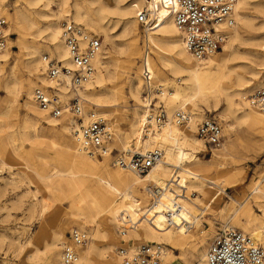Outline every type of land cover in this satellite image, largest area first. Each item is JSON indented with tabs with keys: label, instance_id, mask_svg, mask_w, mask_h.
<instances>
[{
	"label": "bare ground",
	"instance_id": "1",
	"mask_svg": "<svg viewBox=\"0 0 264 264\" xmlns=\"http://www.w3.org/2000/svg\"><path fill=\"white\" fill-rule=\"evenodd\" d=\"M37 1L30 0L34 4L38 3ZM57 1L59 11L50 7L55 0H48L46 4L49 5L50 13L36 9L39 15L48 19V22L43 24L20 8L16 9L11 17V13L0 4V15L5 14L11 19L9 25L7 21L6 39L11 30L23 36V40L19 43L27 50L26 70L30 75H36L40 79L34 81L30 78H18L23 76H18L13 65L8 74H4V78L0 80V87L8 90L11 97L5 103V110L4 108L0 110V133L10 131L14 125L20 123L23 140L34 141V136L36 138L43 136L41 130L47 123L53 129L60 128L63 132L72 135V126L78 125L72 111L65 109L62 115L56 116L51 113L50 107H43L34 98L36 87L55 85V80L46 74L44 55L48 53L69 61L68 47L62 37L61 18L71 21L68 17L71 15L75 20L82 21L91 29L101 32L110 44V48L106 49L102 42L101 51L92 60L95 67L93 76L82 87L71 88L68 74L60 77L62 81L57 83L59 96L63 102L77 97L85 121L91 119V116L98 115L93 111L90 116L87 106L84 109L86 99L101 107L103 114L110 110L122 114L127 111L126 103L129 96L137 102L135 105H141L143 112L134 108L132 117L129 118V129L121 140L122 150L145 152L160 147L164 150V156L144 173L122 167L114 162V165L121 168L110 172L103 162L109 157L110 152L101 156L92 155L83 147L75 134L73 137L75 136L76 148L68 139L57 140L60 136H58L59 132H55L48 146L52 151L64 155L68 168L60 169L54 166L50 169V175H44L33 166L26 167L29 180L37 183L32 195L38 197V193L46 188L50 192L49 196L42 195L43 198L39 199L41 215L57 207L63 197L62 194L66 192L72 194L77 208L72 212V220L81 228L88 226L92 236L90 244H86L90 240L89 234L86 245H75L78 257L73 264H121V257L115 248L116 243L112 241L111 226L114 224L119 235L123 237L119 229L123 215L128 217L130 222L137 223L128 230L124 239L160 244L164 264H173L179 258L173 249L196 251L199 256L198 264H209L208 250L206 251L203 243L206 234L203 232L191 239L185 226L200 224V209L207 204H213L222 193H227V185H235L236 181H239V179L232 180L229 174H226L223 175V182H220L219 175H213L214 170L224 169L220 158L235 146L243 144L244 137L240 131H237V126H244V130L251 134L258 132L260 139L263 140V144H258L259 148L264 146V110L250 102V95L257 89L254 91V88L264 83V43H255V49L245 53L246 62L231 64L235 59L242 57V52L235 47V42L241 36L238 23L251 26L252 20L246 12L247 8L253 5L264 7V2L238 0L234 13L236 24L229 29L226 44L224 43L219 49L221 52L218 50L209 56L198 58L187 49L172 15L166 10L160 11L161 21L157 28L144 31L143 49L140 48L137 35V10L134 2L142 0H89L90 3L96 4L94 12L84 1L75 0L72 10L69 9L71 0ZM109 16L122 20L120 32L122 39L119 44L114 40L110 25L112 20ZM88 27L86 29H89ZM35 35L40 40L38 45H29L27 38ZM52 46L56 52L52 50ZM146 46L149 49L148 65L153 77L161 80L167 77L166 72L169 71L176 76L177 81L173 82L174 85L165 82L172 89L156 84L160 87V92L155 96L159 101L168 104V111L166 109L168 118L161 126L152 123L151 128L145 133L144 123L148 115V104L141 96L142 83H144L141 76V59L145 54ZM11 47L12 41L6 40L5 47L0 51V67L3 72L11 59ZM154 48L159 50L158 63L154 62L152 56ZM42 50L45 52L38 56ZM138 57L140 58L139 74L133 76L132 69ZM247 68L250 69L251 76L246 75ZM122 78H126V84L118 83ZM21 93L26 95L25 107L29 110V114L32 113L34 116L26 113L19 119L16 103ZM105 107L110 109H104ZM221 107L223 108L219 114L224 120L228 139L222 147L210 149L211 159L203 160L198 153L207 151V143L197 133L198 123L208 117L205 116L207 109L217 111ZM178 110L189 113L187 123L176 120L175 113ZM63 119L68 122L62 121ZM109 124L112 125V119ZM30 129L35 130L32 138L28 133ZM112 129L113 139L108 143L110 151H113L112 142L116 136V131L113 127ZM15 136V133L9 134L13 142L16 140ZM135 138L140 143L133 147L132 141ZM19 149L11 144L3 151L1 145L0 153L3 151L5 154L18 155ZM6 164L5 160L1 161L0 172H3ZM154 186L160 188L156 194L151 188ZM141 187L145 188L147 194L141 192ZM189 192H198V195L191 197ZM250 197L254 198V202L262 211L261 216L253 212ZM231 199L234 201L232 216L237 220L243 219L247 232L264 247V175L251 184L250 193L243 199L233 196ZM34 209L33 204L32 210ZM222 211L224 209H220V212ZM227 225L225 224L224 229L234 227ZM64 232V225L58 223L52 233L44 238L43 246L40 247L31 237L24 242H18V248L22 251L25 247L35 246L28 254V258L35 262L65 264L62 261ZM99 237L106 240L103 246L97 243ZM68 239V242H71L70 236ZM139 244L141 243H132L128 247L134 249Z\"/></svg>",
	"mask_w": 264,
	"mask_h": 264
},
{
	"label": "rangeland",
	"instance_id": "2",
	"mask_svg": "<svg viewBox=\"0 0 264 264\" xmlns=\"http://www.w3.org/2000/svg\"><path fill=\"white\" fill-rule=\"evenodd\" d=\"M79 1H84L85 4L89 6L91 10H93L94 12V7L96 6V4L90 3L89 0H79ZM259 1L264 2V0H259ZM37 2L38 3L34 4L31 3L30 0H0L1 6L5 8L8 13H11L10 15L11 17L16 11V9L20 8L24 12L28 13L30 17L40 21L41 24L47 23L48 19L42 17L36 11L42 9V11L50 13V9L48 8L49 5L48 6L46 5L48 3V0H38ZM74 2L75 0H71L69 9L71 10L73 9ZM50 5L52 9L59 11L60 7L57 0H55V2H52ZM246 12L251 17L252 25L244 26L241 23L237 22L238 23L237 26L239 27V30L241 32L240 33L241 36L235 42V47L242 52V57L235 59L234 61L231 62V64H241L246 62L247 60L244 58L245 53L251 51V49H255V45H254L255 43H260V44L264 43V7L261 6L256 7L253 5L252 7L247 8ZM0 16H4L8 21V25H9V20H11L10 17H7L5 14L4 15L1 14ZM68 17L69 20H74L75 22L82 23L83 25H85L86 28L88 27V25H86L84 22L75 20L71 15H69ZM109 17L112 20L110 25L112 26L111 30L112 33L114 34V40L119 44V42H121L122 39L120 37L121 36L120 32L122 29V20H119L117 17H113V16H109ZM65 20H67V18H61V25ZM88 28L90 29V31H94L95 33L101 36L103 45L106 49L110 48V44H108V42L104 39L101 32H99L98 30L91 29L90 27ZM137 35H138V44L140 45V48L143 49L144 30L142 29L139 23L137 26ZM8 36H7V42L8 40L12 41L11 59L6 64L4 70L5 73L2 71V68L0 67L1 68L0 80L4 78V74L5 75L8 74V72L11 70V66L13 65L15 67V71L18 74V76H23L18 78L21 79L30 78L33 79L34 81H39L40 80L39 77H36V75H30L29 72L26 70L25 64L28 60L27 50L23 44L19 43L20 41L23 40V36L20 35V33H18L17 31H13V30H11V33L8 34ZM38 38L39 37L36 35L33 37H28L27 38L28 44L32 46L33 45L37 46L38 42L40 41ZM46 40L48 41V38H46ZM46 43L49 44V42ZM52 48H53L52 50H54L53 46ZM48 51L49 50H46V52ZM44 52L45 50H42L38 54V56H40L41 53ZM54 52L56 51L54 50ZM158 52L159 50L157 48H154L152 50V56L155 63L156 62L158 63ZM218 52H221V50H219ZM139 57L135 60L136 64L133 66L132 69L133 76L136 73L139 74V63H140ZM166 75L167 77H164L161 80L153 77L154 83L155 85L158 83L161 84L162 87H168V89H172V87L165 84V82H168L170 85L172 84L174 85L173 82H176L177 78L176 76H174V74L169 73V71L166 72ZM246 75L251 76L250 69L248 68L246 71ZM118 83L126 84V78L120 79ZM35 84L36 83L34 82V86H36ZM258 87L259 86H256L254 88V91ZM144 90H145L144 83H142L141 96L145 102L146 99L144 95ZM10 97L11 95L9 94L8 90H6L1 86L0 110L4 108L6 101ZM25 98L26 95L24 93H21L18 97L19 100L16 103L19 110V119H21L26 113L29 114V110L25 107L24 104ZM158 101L159 98L157 102ZM135 104H137V102L128 96V102L126 103L127 111H125V113L123 112L122 113L123 115L119 114L121 112L116 113L115 111H111V110L105 112L106 114H109L106 115L103 114L104 112L101 113L102 111L101 107L93 104L88 99H86V102L84 103V109L85 106H87L90 116L93 111H96V113H98L99 116L105 117L108 122L110 121V119H112L111 126L116 131V136L112 142V148L114 150L112 153L113 155L127 154L125 151L122 150L123 148H122L121 140L125 132L129 129V118L132 117V113L135 107L138 108L139 112H143L141 105L140 104L135 105ZM164 104L168 111V104L166 102H164ZM222 108L223 107H221L217 111L214 110L209 111L208 109L206 111L205 116L214 115L220 121L223 128V138L219 145H213V146L207 145L206 152L198 153V155L200 154L199 156L203 160L211 159L212 152L210 149L222 147L223 144L226 143L228 139L225 132L224 120L219 114ZM104 109L109 110L110 108L105 107ZM3 110H5V108ZM196 110H200V109H196ZM29 115L34 116L32 113H30ZM204 117H199V118H204ZM62 121L68 122V120L66 119H63ZM75 126L77 125L74 124L72 126V135H71L66 132H63L60 128H55L56 129L55 130L52 128V126L46 123L45 127L41 130V134L43 135L41 138L39 137L36 138L34 136L35 130L30 129L28 133H30L31 138L34 136L35 138L34 141L23 140L20 123L14 125V127L10 129V131L8 130L7 132L0 133V146L2 145L3 151L8 149L11 144L20 148L18 155L8 154V153L5 154L3 153V151H1L0 153V163L2 160H5L7 162L3 172H0V264H43V263L35 262L28 258V254L35 248V246L25 247L24 250L21 251L18 248V242L20 241L24 242L26 239L32 237L33 240H35L37 244L41 247L44 244L43 243L44 238L52 233L53 229L56 228L58 223L64 225L65 232H64L63 241L67 242L69 241L68 239L69 232L75 226H78V224L72 220L73 219L72 212L77 209L73 202L72 194H70L69 192L62 194L63 197L59 201L57 207H55L51 211H48L45 215H41L40 212L41 204L39 199L43 198V196L45 195L49 196L50 192L46 188V190H42L41 192L38 193V197H34L32 194L34 192L33 190H35V188L37 187V183L35 182L32 183V181H30L26 175L27 165L33 166L35 169L38 170L39 173H42L44 175H50L51 174L50 169L54 166L60 169H67L68 163L65 160L64 155L62 153L52 151L48 145L50 143V138L53 136V134L55 132H59L58 136H60V139L59 138L57 139L56 136L57 140L63 141L68 139L72 142V144L76 148V142L74 141L75 136L73 137ZM183 127L185 128V126ZM237 129H238L237 131H240L242 133V136L244 137L243 144L240 146H235L233 149L227 151L225 155L220 158V162L223 163L224 169L222 168L219 171L214 170L213 175L214 174L219 175L220 182H223L224 179L223 175L226 174H229V178H231L232 180L236 181V179H239V181H236L235 185H231V186L227 185L226 186L227 193H222L213 204H207L202 209H200V214H201L200 224H198L197 226H194L193 224H189L187 225V227L185 226V228L188 230V233L191 235V239L199 236L200 234H203V232L204 234H206L205 239L203 241L205 245L204 248L206 249V251L208 250V247L215 238V236L219 232H221L224 229V227H226L225 224L233 225L234 227H237L247 232L244 220L243 219L237 220L232 216L234 211V205H233L234 201L231 199V196L239 199H243L245 196H247L250 193L251 184H253V182H255L257 179H260L262 175H264V146L262 148H259L258 145L259 143L263 144V140L260 139V134L258 132L254 134L248 133L244 130L245 127L241 125H238ZM10 133L16 134L15 136L16 140L14 142L9 137ZM137 138L133 139L132 141L133 147L136 144L140 143L139 141H137ZM58 151L60 150L58 149ZM100 160H104V159H100ZM103 162L105 163L106 168L110 172H114L117 168H121L113 164V156L111 154ZM27 188H29L30 190ZM140 190L141 192L147 194L144 187H141ZM189 194L191 195V197H194L198 195V192H189ZM76 195L77 194L75 193V196ZM249 199L253 205L252 206L253 212L257 216H261L262 211L260 210L259 206L254 202L253 200L254 198L250 197ZM151 200H153V198ZM33 204L35 207L34 210H32ZM220 209H224V211L220 212ZM111 227L113 233L112 241L116 243L115 245L116 251H117V247L122 244L129 245L132 243L134 244L146 243L143 241H135L134 239H128V240L124 239L126 236L124 235L123 237H121V235H119L118 233L117 227L114 224H112ZM84 229H87L90 234V240L86 243V244H90L92 242L91 233L88 229V226ZM97 243L100 246H103L106 243V240L103 237H99L97 239ZM173 251L179 257L173 264H198V259H199L198 252L191 250L181 251L176 249H173ZM162 264L164 263L162 262Z\"/></svg>",
	"mask_w": 264,
	"mask_h": 264
},
{
	"label": "built area",
	"instance_id": "3",
	"mask_svg": "<svg viewBox=\"0 0 264 264\" xmlns=\"http://www.w3.org/2000/svg\"><path fill=\"white\" fill-rule=\"evenodd\" d=\"M238 0H142L135 1L136 19L144 31L158 27L161 10L172 15L182 36L185 46L196 57L202 58L221 49L228 37L229 29L236 24L234 16ZM7 20L0 16V51L6 44ZM62 37L68 47V59L57 58L46 53V74L55 80V85L36 87L35 100L43 107H50L51 113L62 115L69 109L75 115L78 125L74 127L75 136L83 147L92 155L113 153L108 143L113 139V129L105 117L91 116L84 120L83 111L77 97L63 102L58 94V85L65 74L70 76V87L79 88L92 76L95 67L93 58L101 51L102 38L100 35L86 29L82 23L64 21ZM149 49L146 46L142 61L141 76L144 80V95L148 115L144 123L146 133L155 123L159 126L168 118L164 102L155 96L160 87L155 85L153 73L148 65ZM250 102L264 110V83L250 95ZM175 118L180 123H187L189 113L178 110ZM197 133L207 145H218L222 141V125L214 115L201 120L197 126ZM125 154H112L113 162L122 167L133 169L139 173L148 171L164 156V150L156 147L145 152L126 151ZM154 193L160 191L158 187H151ZM137 223L130 222L128 217H121L120 233L125 235ZM71 242H64L62 246V261L73 264L78 257L75 245L85 244L89 240L87 229L75 226L70 232ZM121 257V264H162V247L160 244L141 243L134 249L122 244L117 247ZM209 264H263L264 247L249 233L237 227H230L219 232L207 252Z\"/></svg>",
	"mask_w": 264,
	"mask_h": 264
}]
</instances>
